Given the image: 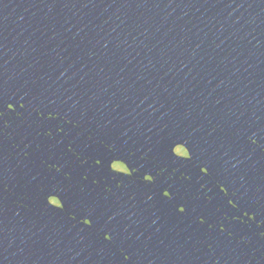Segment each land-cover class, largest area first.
I'll list each match as a JSON object with an SVG mask.
<instances>
[{"label":"water","instance_id":"obj_1","mask_svg":"<svg viewBox=\"0 0 264 264\" xmlns=\"http://www.w3.org/2000/svg\"><path fill=\"white\" fill-rule=\"evenodd\" d=\"M0 264H264V0H0Z\"/></svg>","mask_w":264,"mask_h":264},{"label":"snow or ice","instance_id":"obj_2","mask_svg":"<svg viewBox=\"0 0 264 264\" xmlns=\"http://www.w3.org/2000/svg\"><path fill=\"white\" fill-rule=\"evenodd\" d=\"M166 194V193H165ZM182 210V209H181Z\"/></svg>","mask_w":264,"mask_h":264}]
</instances>
